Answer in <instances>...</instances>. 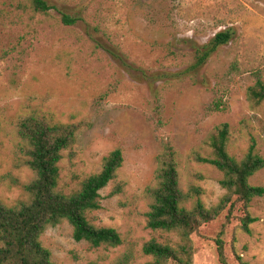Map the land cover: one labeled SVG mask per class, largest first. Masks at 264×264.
<instances>
[{"label": "rangeland", "instance_id": "1", "mask_svg": "<svg viewBox=\"0 0 264 264\" xmlns=\"http://www.w3.org/2000/svg\"><path fill=\"white\" fill-rule=\"evenodd\" d=\"M48 1L54 8L41 15L30 0H0V199L8 205L28 199L24 185L36 177L25 164L18 119L37 112L74 123L60 187L77 190L120 149L123 165L89 218L115 228L122 243L93 247L74 239L63 221L47 228L44 246L61 264H146L153 260L143 251L148 241L185 243L147 224L148 189L157 184L166 144L176 152L181 188H201L207 207L226 190L222 173L197 155H211L210 137L222 124H229L232 156L241 160L254 145L264 158V102L248 98L249 88L264 82V0ZM64 13L77 22L64 24ZM228 29L232 39L194 67L193 51ZM249 182L264 186V167ZM249 212L256 218L250 233L241 228L238 208L221 234L229 264H242L240 258L264 264V196L253 199ZM225 222L226 213L193 235L192 264H222L215 240Z\"/></svg>", "mask_w": 264, "mask_h": 264}, {"label": "trees", "instance_id": "2", "mask_svg": "<svg viewBox=\"0 0 264 264\" xmlns=\"http://www.w3.org/2000/svg\"><path fill=\"white\" fill-rule=\"evenodd\" d=\"M30 8L35 13L48 15L54 7L48 0H30ZM61 20L66 25L77 22L75 17L65 13ZM232 37V30L220 31L208 43L196 48L193 51L194 67L205 64ZM248 98L256 104L264 102V82L261 79L249 88ZM16 130L24 142L25 164L36 177L24 185L28 199L14 205L5 204L0 199V264H61L53 261L52 252L44 246L41 236L48 227L63 221L72 225L73 238L77 241L86 240L93 247L120 245V233L112 227L96 226L90 221L89 214L101 208L100 191L116 177L123 165L122 151H111L104 157L100 172L87 176L77 190L65 192L59 183L60 163L64 151L76 141L78 125L57 121L47 113L33 112L18 119ZM229 134V124H222L210 137L211 155H197L198 161L212 164L223 175L220 183L226 193L218 204L211 207L200 198L201 188L192 186L189 191H183L176 152L171 145H165L158 156L157 184L148 189L152 203L147 224L154 231L176 232L185 243L174 247L156 239L148 241L143 251L153 260L146 264H192L195 253L193 235L224 213L226 222L215 242L219 261L229 264L221 234L238 208L244 211L242 230L251 232L250 225L256 218L249 212V207L255 197L264 196V186H255L249 181L264 167V158L256 152L254 145L241 160L232 156L227 149ZM192 197L196 200L189 207L188 201ZM240 261L249 264L241 258Z\"/></svg>", "mask_w": 264, "mask_h": 264}]
</instances>
